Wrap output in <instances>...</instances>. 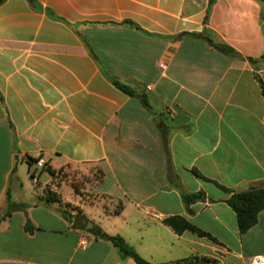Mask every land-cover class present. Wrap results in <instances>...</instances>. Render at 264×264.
<instances>
[{
  "label": "crops",
  "instance_id": "1",
  "mask_svg": "<svg viewBox=\"0 0 264 264\" xmlns=\"http://www.w3.org/2000/svg\"><path fill=\"white\" fill-rule=\"evenodd\" d=\"M209 4L0 0V264H137L40 201L47 189L152 263L264 256V210L240 234L227 203L264 188V62L248 60L264 54L262 3L216 0L206 22ZM206 28L243 58L189 35ZM114 81L148 92L153 109ZM160 123L176 129L168 149ZM40 157L45 169L30 165ZM64 183L74 201L57 190ZM176 184L207 198L188 212ZM170 216L217 242L177 234L163 222Z\"/></svg>",
  "mask_w": 264,
  "mask_h": 264
},
{
  "label": "trees",
  "instance_id": "2",
  "mask_svg": "<svg viewBox=\"0 0 264 264\" xmlns=\"http://www.w3.org/2000/svg\"><path fill=\"white\" fill-rule=\"evenodd\" d=\"M31 2H35L36 0H30ZM216 0H210L209 8L207 11V15L205 17V21H208L209 13L211 7L215 3ZM261 3H264V0H259ZM264 18V16H262ZM129 24L134 25L133 23L129 22ZM138 28L137 26H135ZM189 35L194 37H199L206 40L213 48L223 52L224 54L228 55L231 58H243L240 53H238L234 48L229 46L228 44L218 41L216 38V33L211 29H204L202 32L199 33H190ZM250 63L253 66L257 67V64L264 62V54L259 58H248ZM260 84L262 87V92L264 95V83L260 79ZM115 85L124 91L126 94L132 97L138 98L141 103L148 108L149 110L153 109L151 104L150 96L148 92L141 91L129 85L122 84L118 81H114ZM159 129L162 134L164 146L168 149L169 139L170 136L175 132V128L168 127L165 124L160 123ZM191 128L185 130V132H189ZM37 159H32L30 161V165H33ZM46 167V166H45ZM45 167L43 169H45ZM172 183H174L172 181ZM75 189L79 190V185L74 184ZM176 187L180 189L182 199L184 205L188 212H192L191 205L206 200V193L204 191L199 192H188L184 188H182L179 184H176ZM40 201H43L45 204H59L58 211L62 214L64 218H66L70 223H72L75 219V228L76 226L84 227L87 218L84 215H80V211L77 214H73L68 208L71 206L70 204L64 205L62 203V199L60 196L49 189L46 190V197H41ZM227 203L232 207V209L237 214L238 226L240 234H244L251 228H253L258 223V218L260 212L264 210V188H252L247 191L242 192H233L231 197L227 200ZM72 210H76L74 207ZM121 207L116 209V213H120ZM11 210L7 212V215L11 214ZM163 222L171 227L177 234H182L185 231H192L198 234L201 237H208L213 241L217 242V240L209 233L203 231L202 229L198 228L186 218L182 216H170L163 219ZM25 230L31 234H33L36 230H38L35 225L30 221L27 220L25 225ZM90 231L99 239L109 241L112 243L120 253V256L125 258H132L135 260L137 264H221L220 261L214 257L209 256H201V255H194L184 259L176 260L173 262L168 263H152L142 257L139 252L130 245L127 240L119 235H111L105 232L101 227L94 226Z\"/></svg>",
  "mask_w": 264,
  "mask_h": 264
},
{
  "label": "rangeland",
  "instance_id": "3",
  "mask_svg": "<svg viewBox=\"0 0 264 264\" xmlns=\"http://www.w3.org/2000/svg\"><path fill=\"white\" fill-rule=\"evenodd\" d=\"M262 14L264 15V3H262ZM21 175H22V178L24 179V182H25V187L26 189L28 190H31L33 188V185L31 183V178H30V175L28 174V171H27V166H26V170L24 168V166L22 167L21 166ZM80 171V170H79ZM23 172V173H22ZM78 173V170H75L73 168L70 169L69 172H67V176L71 175L72 177H75ZM49 180V176H45L44 178V181H48ZM59 191V193L61 194L62 198H64L65 200H68V201H74L76 198L74 197V194H73V190L72 188L64 183L60 189H57ZM13 194L16 195L17 194V190L13 191ZM21 194V193H20ZM23 196H27V192L22 194ZM57 203L55 204H51L52 207L54 208H59V206L56 205ZM74 208V206H70L68 209L70 211H72V209ZM116 209V208H115Z\"/></svg>",
  "mask_w": 264,
  "mask_h": 264
},
{
  "label": "built area",
  "instance_id": "4",
  "mask_svg": "<svg viewBox=\"0 0 264 264\" xmlns=\"http://www.w3.org/2000/svg\"><path fill=\"white\" fill-rule=\"evenodd\" d=\"M34 165L37 168L43 169L46 166V161L44 158L40 157L34 162ZM82 246H83V248H86L87 242L84 241L82 243ZM249 264H264V256H256V257L252 258V260Z\"/></svg>",
  "mask_w": 264,
  "mask_h": 264
},
{
  "label": "water",
  "instance_id": "5",
  "mask_svg": "<svg viewBox=\"0 0 264 264\" xmlns=\"http://www.w3.org/2000/svg\"><path fill=\"white\" fill-rule=\"evenodd\" d=\"M93 226H94V225H93L91 222L87 221L86 224L84 225V228H85V229H92Z\"/></svg>",
  "mask_w": 264,
  "mask_h": 264
}]
</instances>
